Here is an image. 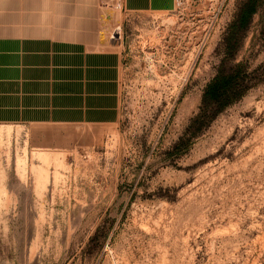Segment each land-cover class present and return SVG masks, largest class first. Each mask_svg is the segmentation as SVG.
<instances>
[{"label": "rangeland", "instance_id": "rangeland-1", "mask_svg": "<svg viewBox=\"0 0 264 264\" xmlns=\"http://www.w3.org/2000/svg\"><path fill=\"white\" fill-rule=\"evenodd\" d=\"M246 1L122 14L113 125L0 123V264H264V0L225 48ZM238 67L254 86L169 155Z\"/></svg>", "mask_w": 264, "mask_h": 264}, {"label": "crops", "instance_id": "crops-1", "mask_svg": "<svg viewBox=\"0 0 264 264\" xmlns=\"http://www.w3.org/2000/svg\"><path fill=\"white\" fill-rule=\"evenodd\" d=\"M174 6V0H0V123H117L121 15Z\"/></svg>", "mask_w": 264, "mask_h": 264}, {"label": "trees", "instance_id": "trees-1", "mask_svg": "<svg viewBox=\"0 0 264 264\" xmlns=\"http://www.w3.org/2000/svg\"><path fill=\"white\" fill-rule=\"evenodd\" d=\"M257 9V0H247L228 27L225 37V48L228 57H233L238 51L240 39L250 26ZM253 86L248 70L238 67L233 71H226L221 68L206 85L198 112L190 120L185 132L171 147L169 155L176 158L184 155L190 149L193 139L223 110L241 99ZM101 231L102 228L99 227L92 240L96 239Z\"/></svg>", "mask_w": 264, "mask_h": 264}, {"label": "built area", "instance_id": "built-area-1", "mask_svg": "<svg viewBox=\"0 0 264 264\" xmlns=\"http://www.w3.org/2000/svg\"><path fill=\"white\" fill-rule=\"evenodd\" d=\"M175 1V7L178 9V8H181L183 6V0H174ZM117 7L120 8V3L117 4Z\"/></svg>", "mask_w": 264, "mask_h": 264}]
</instances>
